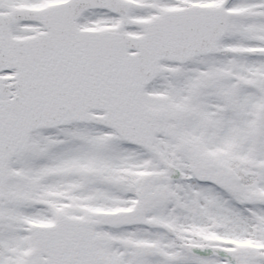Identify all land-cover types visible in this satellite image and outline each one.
Instances as JSON below:
<instances>
[{
    "label": "snow or ice",
    "instance_id": "obj_1",
    "mask_svg": "<svg viewBox=\"0 0 264 264\" xmlns=\"http://www.w3.org/2000/svg\"><path fill=\"white\" fill-rule=\"evenodd\" d=\"M0 264H264V0H0Z\"/></svg>",
    "mask_w": 264,
    "mask_h": 264
}]
</instances>
